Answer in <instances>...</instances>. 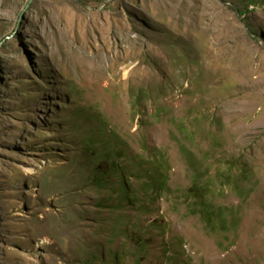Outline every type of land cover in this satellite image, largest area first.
Returning a JSON list of instances; mask_svg holds the SVG:
<instances>
[{
	"label": "rangeland",
	"instance_id": "374dc122",
	"mask_svg": "<svg viewBox=\"0 0 264 264\" xmlns=\"http://www.w3.org/2000/svg\"><path fill=\"white\" fill-rule=\"evenodd\" d=\"M247 3L254 29L221 0H0V264H264V5ZM88 147L125 169L103 188ZM156 159L166 189L141 197ZM194 175L225 218L195 213Z\"/></svg>",
	"mask_w": 264,
	"mask_h": 264
},
{
	"label": "trees",
	"instance_id": "16d2710c",
	"mask_svg": "<svg viewBox=\"0 0 264 264\" xmlns=\"http://www.w3.org/2000/svg\"><path fill=\"white\" fill-rule=\"evenodd\" d=\"M71 1L75 4H78V2L80 1L88 3V0H71ZM94 1H96V4H101L105 0H94ZM221 1L225 5L229 6L234 12H236L238 16L239 14L244 15L245 20L247 21L251 29L256 28L252 24V22L249 21L250 18L248 16V13L251 10L247 3L248 0H221ZM259 1L264 5V0H259ZM120 3H121V0H111L107 2L106 4H104L103 6H105L106 8H115L119 6ZM153 64H154V61H153ZM106 150H108L106 151V155H109L111 158L113 154L111 151H113L114 154H117V151H118V150L116 151V150L107 149V148ZM88 152L91 155V157H93L97 161L101 160L100 164L97 165L95 169H91L93 175L91 174L92 176H91L90 182L93 183L97 188H103V185L108 183L109 174L107 172L109 170L110 171L120 170L122 172L123 165H120V163L117 161L113 160V162H111L110 164V167L108 168L102 165V162L107 164L108 160L106 159L105 155L101 154L100 150L93 152L90 150V147H88ZM185 154H186V157L187 155H189V157L191 158L192 163L190 164V166L192 168L197 169L202 166L201 161L198 159L197 155L194 152L190 151L189 149H186ZM239 164L240 163L238 161L232 160L231 162L228 163V167L229 169H231L235 165H239ZM151 166L153 167V171L151 174H148L147 172H145L144 174H140V177L143 178L145 181L144 183H142V188L140 189L143 192L141 197H147L149 195H153L154 193H157L158 195H160L166 189V172L164 171V166L162 165V161L156 159L155 161L152 162ZM227 175L228 174H225L224 177L226 178ZM201 179H202L201 177L194 175L193 183L188 188L189 196L192 197L194 203H196L195 206H191V207H194L195 213H197L203 220H205L206 223H210V224H212V222L216 223V221L220 217L222 218L226 217L225 216L226 213L224 212V210L227 208L222 207V206L215 207V205L210 200H208V197H207V193H208L207 187L208 186L207 184L202 183ZM126 183H127L126 179L122 177V180L119 183V187L115 188V190L118 189L122 193H125L129 189V185ZM134 243L136 245L138 252H141L144 250L145 244L142 242V239L139 236L134 237Z\"/></svg>",
	"mask_w": 264,
	"mask_h": 264
},
{
	"label": "water",
	"instance_id": "95a60500",
	"mask_svg": "<svg viewBox=\"0 0 264 264\" xmlns=\"http://www.w3.org/2000/svg\"><path fill=\"white\" fill-rule=\"evenodd\" d=\"M111 0H105L104 2H102V4L104 5L105 3L109 2Z\"/></svg>",
	"mask_w": 264,
	"mask_h": 264
}]
</instances>
